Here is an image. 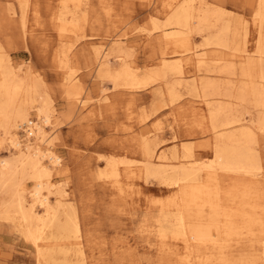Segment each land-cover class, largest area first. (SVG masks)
Listing matches in <instances>:
<instances>
[{
	"label": "rangeland",
	"instance_id": "1",
	"mask_svg": "<svg viewBox=\"0 0 264 264\" xmlns=\"http://www.w3.org/2000/svg\"><path fill=\"white\" fill-rule=\"evenodd\" d=\"M62 1L65 0H0V65H14L18 69L19 78L33 82L38 87L39 95L50 99L55 113L51 118L53 134L50 127L46 131L56 153L61 157L60 168L51 174L55 187H60L66 193L62 199L59 220L63 221L69 213L76 216L85 264H187L184 260L186 250L183 242L170 240L162 248L148 234V231L157 229L155 221L162 212L160 206L163 207L170 200L169 196L175 193V189L166 187L153 178H138L134 171L133 175L128 176L122 175V172L125 166H130L133 170L136 166L143 165L142 156H129L126 153V150L133 152V149L139 148L140 141L136 136L142 131L149 141L157 144V150L162 149L171 155L174 149L180 153L181 145H189L195 158L204 157L207 162L213 154L215 134L210 130L207 108L198 101V96L203 93V89L200 90L202 85L198 80L200 85L197 83V91L187 90L190 85L192 89V78L187 80L189 83L181 81V86L175 84L176 76L170 74L167 76L169 82L166 80L169 84L165 81L151 82L144 89L130 92L125 87L114 86V79L101 69L103 67L99 60L106 53V70L116 73L122 65H129L128 68L136 70L141 78L145 73H153L156 68H161V52L167 50L169 63L179 57V49L165 48L159 37L162 31L154 29L162 28L165 20L167 23L164 3L168 0H74L68 2L67 8L70 11L67 9V12ZM203 1L226 13L228 23H233L230 25L232 32L238 22L241 37H238L239 40L236 38L232 48H238V57L245 54L256 60L258 45H262L264 51V42L258 40L259 28L255 19L258 0ZM62 27L68 28L60 31ZM190 27L191 45L197 47L200 53H205L207 49L201 46L204 37L198 35L196 23L192 22ZM96 51L100 53L99 56H96ZM245 60L247 59L239 61L237 58L233 61L236 74ZM216 70L215 73L211 72L214 75H199L205 76L204 80L215 81L217 78L219 82L216 79V83L223 88L230 76L217 75ZM183 72L193 76L195 68L183 65ZM170 82L178 86H172L178 92L173 103L167 95ZM72 85L78 86V96L71 95ZM225 90L221 92L225 93ZM225 98L222 103H231V106L227 105L228 110L230 109L228 113L238 116L246 124L254 120L261 110L252 105L251 101L239 103ZM81 101L86 105L84 108L80 107ZM30 120L36 121L33 110ZM185 121L188 122L187 126ZM23 130L18 131L20 136L25 134ZM259 136L258 146L255 147L261 150V163L264 167V133ZM201 143L207 147L204 148ZM0 144V160L7 159L12 151L6 142ZM110 156H127L131 163L124 167L118 165V173H121L119 178L112 177L110 170L106 168L105 158ZM174 162L175 160L172 163ZM231 176L220 173L218 181H230ZM201 177L205 181L207 175L202 174ZM23 184L29 190L32 189L31 179H25ZM54 197L50 196L52 205L56 202ZM40 213L41 211L38 214ZM46 230L43 233V244L38 242L36 249L33 243L26 240L18 226L17 217L7 223L1 219L0 264L82 263L77 254V246L71 244V238H62L54 228ZM233 243L234 241L230 242ZM245 247L243 243H239L230 248L236 264L249 256L247 253L251 248Z\"/></svg>",
	"mask_w": 264,
	"mask_h": 264
},
{
	"label": "bare ground",
	"instance_id": "2",
	"mask_svg": "<svg viewBox=\"0 0 264 264\" xmlns=\"http://www.w3.org/2000/svg\"><path fill=\"white\" fill-rule=\"evenodd\" d=\"M72 1L74 0L62 1L66 12L68 2ZM164 5L167 12V23L165 20L163 23L166 24H163L162 28L155 27L154 29L162 31L159 37L165 48L179 49V57L169 63L167 62L169 56L167 50L161 52L159 59L161 68H154L156 71L145 73L143 77L139 78L137 71L128 68L129 65H122L116 73L106 70L108 55L105 53L99 58L103 67L101 69L108 77L114 79V86L125 87L130 92L140 88L144 89L151 82H166L170 74L176 76V80H174L177 82L175 84H181V86L183 80L187 81L192 78L190 79L192 83L189 80L192 89L191 85L190 89L187 88L190 91L197 89V81L199 80L202 85L200 90L203 89V93L200 91L202 95L198 96V101L199 104H203L207 108L211 123L210 130L215 134L213 154L206 162L204 157L195 158L191 147H188L189 145H181L180 153L174 149L169 155L162 149L157 150V144L149 141V138L142 131L136 136L140 141L139 148L133 149V152L126 150V153L129 156L132 154L142 156L143 161L141 163L143 165L136 166L132 170L130 166H125L131 164L127 160V156L122 158L110 156V158H105L106 168L110 170L109 174L112 177L119 178L121 173H118V165H123L125 169H123L122 175H133L132 171H134L138 178L144 180L153 178L162 185L175 189V193L171 197L169 196L170 200L163 207L160 206L162 212L160 216L158 215L159 219L155 221L158 224L157 229L148 231V234L162 248H164L165 242L170 240L183 242L186 250L184 260L187 264H236L230 248L239 243L240 245L243 243L246 246L245 249L251 248L247 253L249 256L243 259L240 264H264V167L261 163V150L260 148L257 150L255 147L258 146L259 134L264 133L263 47L258 45L255 54L257 55L256 60L252 57H246L245 54L238 57L236 55L238 48H232L233 42L240 36L238 22L236 23L237 27L234 26L235 29L232 32L230 25L233 23H228L226 13L217 7L210 6L206 1L168 0ZM255 17L259 28L258 40L264 42V0H258ZM232 18L234 19V16ZM192 22L196 23L198 35L204 37L201 46L207 49L205 53H200L198 48L192 46L189 41ZM166 27L168 29H163ZM67 28L62 27L60 31H65ZM99 55L100 53L96 51V56ZM210 57L212 59H209ZM237 58L239 61L247 59L244 63L242 62L237 70L238 74H236V68L233 65V61ZM183 65H190L195 68L192 77L183 72ZM215 70L217 75L223 74L224 77L226 74L230 76L223 88L215 76V81L203 79L211 72L215 73ZM200 73L205 76L202 77L199 75ZM234 76L237 78H232ZM216 79L218 80L217 83ZM186 81L185 83L188 82ZM32 83L28 82L26 78H19L18 69L14 65H0V136H2L0 142L2 144L6 142L12 151L10 157L0 160V220H6L7 223V221L16 220L17 217L18 226L23 231L26 240L33 243L36 249H38V242L43 244L44 231L47 228H54L62 238L72 239L71 244L77 246L76 250L81 264H85L84 251H82L79 241L80 228L77 218L74 214L69 213L63 221L59 220L62 199L66 193L64 194L60 187H55L51 180L53 171L61 166V157L56 153L55 146L46 131V128L50 127L49 130L53 134L51 118L55 113L50 99L45 95L40 96L38 87ZM172 84L167 95L173 103L177 91H174L172 86L175 85ZM222 90L226 92L222 93ZM71 91L73 92L71 95L78 96L79 88L77 85H72ZM186 94L188 95V93ZM218 96L226 97L228 101L233 99L239 103L251 101L252 105L262 111L260 110L256 114L257 117L246 124L238 116L231 112L228 113L230 109L228 110L227 105L231 106V103L226 101L222 103L223 98L220 99ZM85 106L84 102L81 101L80 107L84 108ZM232 108L231 110H234L236 107ZM31 110H33L36 121L30 120ZM183 119L185 120V117ZM193 122H195L194 119ZM187 125L188 122L185 126ZM192 126L190 125V127ZM22 127H26V129L23 130ZM19 130H23L25 134L20 136ZM2 139L5 141L4 143ZM202 145L204 148L207 147L204 143ZM171 159L175 162L172 163ZM132 162L134 163V161ZM220 173L227 177L232 175L229 177L230 181H218ZM202 174L207 175L205 181L201 180ZM27 178L31 179L32 182V189L30 190L23 184ZM51 195L55 196V205L50 203ZM2 196L4 199H1ZM39 211H41L40 214H38ZM232 241L234 243L230 244ZM180 261L182 262V259Z\"/></svg>",
	"mask_w": 264,
	"mask_h": 264
},
{
	"label": "built area",
	"instance_id": "3",
	"mask_svg": "<svg viewBox=\"0 0 264 264\" xmlns=\"http://www.w3.org/2000/svg\"><path fill=\"white\" fill-rule=\"evenodd\" d=\"M22 128H24V129H26V127H22ZM23 132V131H22ZM25 133V132H24Z\"/></svg>",
	"mask_w": 264,
	"mask_h": 264
}]
</instances>
